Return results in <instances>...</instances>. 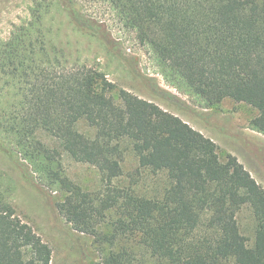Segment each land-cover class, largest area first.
Masks as SVG:
<instances>
[{
	"label": "trees",
	"instance_id": "obj_1",
	"mask_svg": "<svg viewBox=\"0 0 264 264\" xmlns=\"http://www.w3.org/2000/svg\"><path fill=\"white\" fill-rule=\"evenodd\" d=\"M106 1L166 82L208 107L225 98L254 107L249 125L264 134V0ZM57 2L81 29L100 30L74 0ZM51 6L36 5L0 40V154L19 179L58 194L56 209L93 238L102 264H264V187L178 115L71 61L48 36ZM64 154L94 166L100 187L68 177ZM127 154L141 181H123L133 177ZM17 185L0 171V264H52V248L9 198Z\"/></svg>",
	"mask_w": 264,
	"mask_h": 264
},
{
	"label": "rangeland",
	"instance_id": "obj_2",
	"mask_svg": "<svg viewBox=\"0 0 264 264\" xmlns=\"http://www.w3.org/2000/svg\"><path fill=\"white\" fill-rule=\"evenodd\" d=\"M49 2L52 6L46 15L51 29V36L50 33L48 36L63 48L71 61L96 67L117 88L152 100L178 115L211 138L221 155H235L264 187V134L249 125L257 110L230 98L208 107L166 82L154 53L137 40L134 30L123 25L106 0H74L85 19L98 21L100 30L97 34L75 25L57 0L54 4L53 0H0V40L9 36L15 24L29 19L32 8L38 4L44 7ZM80 128L88 131L84 123ZM61 160L67 176L84 190L100 187V175L94 166L76 162L65 154ZM122 166L125 175H133L124 178L125 183L128 180L141 181L134 173L137 166L135 157L127 154ZM0 171L17 179V188L9 198L21 218L52 248V264H102L101 250L93 238L75 231L56 209L51 197L58 194L42 185L38 178L34 181L36 186L26 185L19 179L17 167L7 163L1 154ZM42 186L45 187L43 190ZM239 218L243 232L251 239L248 212L243 210Z\"/></svg>",
	"mask_w": 264,
	"mask_h": 264
}]
</instances>
